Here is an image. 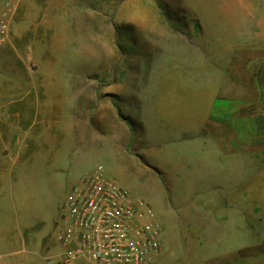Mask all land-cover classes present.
I'll return each mask as SVG.
<instances>
[{"label": "rangeland", "instance_id": "rangeland-1", "mask_svg": "<svg viewBox=\"0 0 264 264\" xmlns=\"http://www.w3.org/2000/svg\"><path fill=\"white\" fill-rule=\"evenodd\" d=\"M0 24V264L62 250L64 201L97 164L157 214V264L257 242L264 144L250 157L226 124L264 113V0H0ZM149 108L161 173L136 157Z\"/></svg>", "mask_w": 264, "mask_h": 264}, {"label": "built area", "instance_id": "built-area-1", "mask_svg": "<svg viewBox=\"0 0 264 264\" xmlns=\"http://www.w3.org/2000/svg\"><path fill=\"white\" fill-rule=\"evenodd\" d=\"M64 208L57 235L62 250L42 264H157L162 255L166 237L155 211L103 164L72 188Z\"/></svg>", "mask_w": 264, "mask_h": 264}, {"label": "crops", "instance_id": "crops-1", "mask_svg": "<svg viewBox=\"0 0 264 264\" xmlns=\"http://www.w3.org/2000/svg\"><path fill=\"white\" fill-rule=\"evenodd\" d=\"M222 107H225V106L222 105ZM246 108H247V105L242 102H240L237 105H234L233 107L230 105L231 111H236L239 113H241V111L245 110ZM153 109L151 110V108H149L147 110L155 116L156 114ZM240 116L242 115H238L237 117L239 118L236 120H232V119L229 120V123L226 124L227 128L229 129L228 130L229 133L230 131L234 129L237 132L236 134H231V139L234 142H236L238 145H244L245 148H247V151L249 152L250 157H254L256 154L259 155L257 152L252 153L251 151H249V149L252 145L264 144V113L262 114V116L261 115L258 116L257 114H254L253 116H251L250 120H246V118H244L243 120V118ZM212 120L215 122H218L217 117L216 116L212 117V114H210V116L205 122L210 123ZM155 121H156V116L153 118V120L148 119V121H146V124H144L145 126L144 131H143L144 138L140 137L138 140L139 144L138 146H136V149H139V148L140 149L137 150L139 151V155H136V157H141L142 161H144L147 172H149L151 169V171L153 170L155 172L161 173V170H159L154 164H152L149 160H147V159H150L148 156L152 154V150L154 148L152 135L154 131H157V128H158L157 126L154 125ZM131 128L134 129V126L132 125ZM134 131L137 135L142 134L141 129L139 130V132L137 129H134ZM131 143H132V140H131ZM131 147H135V146L131 145ZM134 165H135V162H134ZM262 166H263V163H262ZM262 168L263 167H261L258 170V172H260L261 175L263 176ZM11 173H13V171L10 169L0 168V176L9 175ZM3 181L4 180L0 179V183ZM257 188L260 189V187H257ZM258 203L263 208L264 206L263 201L258 200ZM255 221H258L259 223L263 224L264 215H260L257 219H255ZM258 227H262V228H258L256 230L255 225H254L253 230H252V233L254 234L255 238L258 239L257 242L253 241V243H250V245L239 249L238 252H236L237 254L236 260L234 259V260H231L229 262H224V263L221 262V264H264V225H258Z\"/></svg>", "mask_w": 264, "mask_h": 264}]
</instances>
